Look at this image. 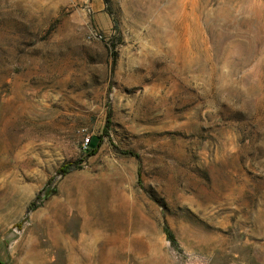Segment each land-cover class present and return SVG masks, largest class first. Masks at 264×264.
<instances>
[{
	"label": "rangeland",
	"instance_id": "rangeland-1",
	"mask_svg": "<svg viewBox=\"0 0 264 264\" xmlns=\"http://www.w3.org/2000/svg\"><path fill=\"white\" fill-rule=\"evenodd\" d=\"M69 263L264 264V0H0V264Z\"/></svg>",
	"mask_w": 264,
	"mask_h": 264
},
{
	"label": "trees",
	"instance_id": "trees-1",
	"mask_svg": "<svg viewBox=\"0 0 264 264\" xmlns=\"http://www.w3.org/2000/svg\"><path fill=\"white\" fill-rule=\"evenodd\" d=\"M76 167H77V165H75L74 163H68V164L63 165L60 170L62 173H67V172L75 169ZM164 231L167 234V236L169 238H171V233H170V230L167 226H165Z\"/></svg>",
	"mask_w": 264,
	"mask_h": 264
},
{
	"label": "bare ground",
	"instance_id": "bare-ground-1",
	"mask_svg": "<svg viewBox=\"0 0 264 264\" xmlns=\"http://www.w3.org/2000/svg\"><path fill=\"white\" fill-rule=\"evenodd\" d=\"M89 238L87 237V236H84V237H82L81 236V238L79 239L81 242H85V241H87ZM87 248V247H86ZM70 264V263H69Z\"/></svg>",
	"mask_w": 264,
	"mask_h": 264
},
{
	"label": "built area",
	"instance_id": "built-area-1",
	"mask_svg": "<svg viewBox=\"0 0 264 264\" xmlns=\"http://www.w3.org/2000/svg\"><path fill=\"white\" fill-rule=\"evenodd\" d=\"M88 141V140H87Z\"/></svg>",
	"mask_w": 264,
	"mask_h": 264
}]
</instances>
